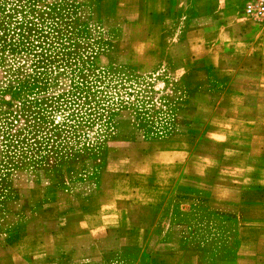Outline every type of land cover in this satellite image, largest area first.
Returning a JSON list of instances; mask_svg holds the SVG:
<instances>
[{"label": "crops", "instance_id": "0c3cea01", "mask_svg": "<svg viewBox=\"0 0 264 264\" xmlns=\"http://www.w3.org/2000/svg\"><path fill=\"white\" fill-rule=\"evenodd\" d=\"M122 1L113 16L136 10L141 43L170 59L178 131L28 187L0 264H264V26L243 0Z\"/></svg>", "mask_w": 264, "mask_h": 264}, {"label": "rangeland", "instance_id": "374dc122", "mask_svg": "<svg viewBox=\"0 0 264 264\" xmlns=\"http://www.w3.org/2000/svg\"><path fill=\"white\" fill-rule=\"evenodd\" d=\"M112 1L0 0V237L23 217L18 205L24 203L27 188L43 184L45 176H59L65 165L82 161L95 162L101 172L108 142L164 138L178 131L186 101L170 59L141 43V29L130 18L136 10L120 6V16L114 17V6L124 2ZM25 29L39 31L48 40L34 37L30 47L17 35ZM58 38L62 40L57 44ZM169 38L164 35L166 41ZM40 45L45 48L34 47ZM81 62L89 70L112 75L110 122L79 128L85 139L74 149H85L70 162L52 156L24 161L21 154L29 156L26 147L36 152L43 143L36 139L9 146L10 136L22 125V105L60 94L70 82L69 66Z\"/></svg>", "mask_w": 264, "mask_h": 264}, {"label": "trees", "instance_id": "16d2710c", "mask_svg": "<svg viewBox=\"0 0 264 264\" xmlns=\"http://www.w3.org/2000/svg\"><path fill=\"white\" fill-rule=\"evenodd\" d=\"M19 8L25 6L18 4ZM12 10H17L15 7ZM32 11H28L30 13ZM24 43L32 47L34 41L48 40L47 35L40 34L39 31L31 33L30 29H25L22 33H17ZM62 38H58V41ZM43 43V42H42ZM41 44V43H40ZM51 46V42L47 43ZM44 49V45L34 46ZM69 66V65H68ZM87 68L84 62L69 66L70 82L68 88L60 94L52 95L44 99L33 100L24 103L21 107L19 118L22 125L16 127V133L10 136V147L17 146L24 141L39 139L42 144L39 149H26L27 153H22L21 158L25 161L35 163L36 158L40 160L52 156L70 162L76 159L83 152L85 147L74 149L75 145H80L84 135L78 133L81 127L107 126L110 122L109 116L112 110L110 85L112 75L108 71H94ZM90 97L96 100L88 101ZM121 106V103H119ZM59 115L58 120L55 118ZM22 136V137H21ZM18 139V140H17ZM14 141V142H13ZM105 140L100 143L104 144ZM106 154V149H105Z\"/></svg>", "mask_w": 264, "mask_h": 264}, {"label": "built area", "instance_id": "2783aa9c", "mask_svg": "<svg viewBox=\"0 0 264 264\" xmlns=\"http://www.w3.org/2000/svg\"><path fill=\"white\" fill-rule=\"evenodd\" d=\"M243 15L258 26H264V0H243Z\"/></svg>", "mask_w": 264, "mask_h": 264}]
</instances>
